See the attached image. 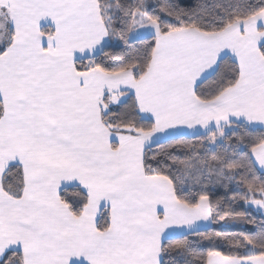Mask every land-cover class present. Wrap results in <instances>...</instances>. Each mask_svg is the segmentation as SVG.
I'll return each instance as SVG.
<instances>
[{
	"label": "snow or ice",
	"instance_id": "obj_1",
	"mask_svg": "<svg viewBox=\"0 0 264 264\" xmlns=\"http://www.w3.org/2000/svg\"><path fill=\"white\" fill-rule=\"evenodd\" d=\"M250 16L264 28V0H0V264H264V34H248ZM196 35L231 55L190 71ZM225 58L234 66L202 90ZM97 71L123 92L106 107L93 105ZM193 115L225 121L221 136L245 129L209 138L231 161L223 212L176 187L206 161L169 167ZM158 177L172 200L148 199ZM178 205L219 229L188 243Z\"/></svg>",
	"mask_w": 264,
	"mask_h": 264
},
{
	"label": "trees",
	"instance_id": "obj_2",
	"mask_svg": "<svg viewBox=\"0 0 264 264\" xmlns=\"http://www.w3.org/2000/svg\"><path fill=\"white\" fill-rule=\"evenodd\" d=\"M253 17H248L246 20H249ZM129 34L125 33V42H127V36ZM147 39L143 41H135L134 44L136 47L140 49H144L147 47ZM111 51V50H108ZM234 65L231 63L229 58H225L220 62V66L217 71L205 81V84L202 86V90H210L214 87V81L218 80L221 75L227 73ZM130 71V69H129ZM103 72V71H102ZM105 73V72H104ZM111 74V73H107ZM104 104H109V100L106 97L103 99ZM130 105L127 106L124 110L130 109ZM233 127L236 125L233 123ZM241 133H245V129L243 126L240 127V132L235 134H225L221 136V131H212L207 134H201L197 136H179L178 141H176V145L178 148L183 151L179 153H173L172 160L174 161V166L169 165L172 168V174L175 175L176 169L179 168L181 174L185 171V165L180 163L182 160H186L190 155L196 156L197 160L206 161L205 166H201L198 162L196 163V167L189 170L186 176L182 177V180L178 182L176 187H180L182 185H186L189 188L190 193L192 189L195 188L197 193L202 191H207L214 196V199L211 201L213 212L216 211L217 204L219 205L221 211L225 208V205L228 203L226 199H220V196L228 195L231 192V189L235 187L232 181L228 180L227 177L232 175L225 168V175L221 177L220 169L223 168L227 163L231 162L228 157V153L225 151L221 144H216L215 148L212 147V141L209 139L212 136H215L216 139H222L225 144L233 142V135L237 138ZM166 147V146H165ZM157 151L159 155L162 156L161 159V167H164V159L167 158V152L164 148L154 149ZM190 150V151H188ZM198 154V155H197ZM161 178V177H160ZM171 184V183H170ZM172 188L173 185L171 184ZM243 190V186H241ZM218 194V195H217ZM215 219H219V217H214ZM228 223V221H225ZM219 229V224H209L207 228L188 233L186 240L188 243H195L203 239L204 235L212 236ZM226 231H235L234 228H226ZM181 239V238H178ZM196 264V262H194Z\"/></svg>",
	"mask_w": 264,
	"mask_h": 264
},
{
	"label": "crops",
	"instance_id": "obj_3",
	"mask_svg": "<svg viewBox=\"0 0 264 264\" xmlns=\"http://www.w3.org/2000/svg\"><path fill=\"white\" fill-rule=\"evenodd\" d=\"M255 19L251 18L249 20H245V28L247 29L248 34L255 33L257 36L260 34H264V28L260 29L258 32L255 28ZM216 39V38H212ZM209 42V38L202 37L196 35L194 39L190 40L187 44L184 45V48L187 50L185 55V61L187 63V67L190 71H194L196 74H199L204 69L210 68L216 61L217 55L221 51V49L228 50L229 55H231V50L224 43H219L212 50H209L207 44ZM84 47L81 46L80 51L81 55L84 54ZM97 86L92 90V101L93 105L96 102H103L101 97L104 99V92L107 90L108 95L107 98L109 103H112L114 99H118L119 96L123 95V92H118L116 90V85L114 83L108 84L107 88L105 85L107 83V78L111 77L113 80L117 79L113 74H107L102 71H97L94 73ZM210 77V76H209ZM106 107V104H104ZM201 119L199 115H193L190 118L186 119V123L192 125L191 128H188L186 132L180 136H197L201 134H207L212 131H220L221 127L226 125L225 121L216 122L212 119L209 120L207 127L198 126V121ZM219 125V127H218ZM152 186L151 191L147 193L148 199L154 202H161L164 200H172L173 197V188L171 184L163 178H156L149 182ZM180 206V205H178ZM184 207V206H180ZM195 209H187L184 207V212L182 215L173 217L171 219H175L177 222L184 221H194L193 223L186 224L185 231L187 233L195 232L209 226V222L203 219H198L193 215ZM213 264H223V262L219 258L213 257Z\"/></svg>",
	"mask_w": 264,
	"mask_h": 264
}]
</instances>
